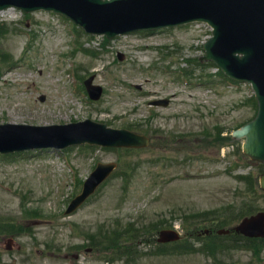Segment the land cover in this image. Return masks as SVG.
<instances>
[{
  "label": "rangeland",
  "instance_id": "rangeland-1",
  "mask_svg": "<svg viewBox=\"0 0 264 264\" xmlns=\"http://www.w3.org/2000/svg\"><path fill=\"white\" fill-rule=\"evenodd\" d=\"M34 16L31 23H27L16 9L0 12L1 19H15L16 22L12 33L0 37V53L10 52L15 59L11 67L0 59V123L44 125L88 117L119 127L136 121L147 123L143 125L145 130L154 128L164 136L190 134L186 139L195 144L182 146V150L177 151L175 146H156L151 135L149 148L126 156L127 161L141 162L135 165L134 175L126 179L111 178L70 216L63 211L80 186L78 180H83L97 162L116 159L115 151L78 147L65 154L63 151H28L16 153L11 158L0 155V226L27 219L24 225L30 228L38 241L37 246L43 249L31 246L26 250L20 246L10 253L4 252L2 247L8 235L0 230V264H26L31 251L33 254L28 258L32 264H209L200 252L151 256L150 243H146L148 237L143 230L147 232L154 222L164 220H172L179 226L189 213L198 210L223 211L231 205L247 211L264 208V194L257 187L264 168L239 157L241 141L235 143V154L223 158L216 153V148L201 149L196 134L203 128L211 131L220 126L223 132L229 133L249 119L255 112L251 87L245 83L220 82L213 77L209 88L202 87L196 80L184 84L185 80L177 77L181 68L166 70V61H162L157 69L149 70L152 56L149 52L145 55L137 52L140 47L172 46V51L178 52L171 58L161 59L181 56L182 68H191L189 60L202 54L201 42L207 36L206 28L197 30L183 26L156 36H128L118 39L112 47L109 44L96 46L102 53L94 57L80 51L82 47H76L77 40L82 44L85 36L77 33L74 38L68 31L71 25L63 18L48 13ZM22 29H32L34 38L27 42L23 34L17 33ZM119 46L128 48L129 55L126 61L114 63V47ZM68 55L75 64L88 69L80 74L99 70L93 82L104 89L101 100H88L80 90L79 77L69 73L73 69L68 65ZM192 67L198 78L201 68ZM204 91L209 105L200 99ZM166 95L170 98L168 106L155 108V117L148 121L151 114L148 100ZM133 109L136 111L132 112ZM184 154H190L191 158L183 157ZM149 158L153 159L151 163L159 160L150 166ZM248 172H251V181V178L247 183L236 178L237 174ZM250 183L255 186L246 191ZM27 205L38 206L40 217L31 219L26 216L27 211L22 213ZM115 220L122 223V227L137 228L134 244L138 253L135 252L134 261L107 263L100 259V254L97 260L98 251L94 248L86 253L80 249V262L73 260L70 254L75 251L71 249L74 245L86 243L85 235L96 225ZM20 241L27 243L26 238ZM43 243L60 249L48 250ZM122 243L133 245L130 238ZM66 251L70 252L67 258ZM254 257L250 251L239 250L232 252L227 260L231 264H264V252L260 257L263 262L258 263Z\"/></svg>",
  "mask_w": 264,
  "mask_h": 264
},
{
  "label": "water",
  "instance_id": "water-1",
  "mask_svg": "<svg viewBox=\"0 0 264 264\" xmlns=\"http://www.w3.org/2000/svg\"><path fill=\"white\" fill-rule=\"evenodd\" d=\"M17 4L26 9L47 8L60 12L86 29H99L108 37L135 28H154L193 20L208 22L213 37L205 45L206 58L215 60L233 78L251 81L256 93V116L235 131L245 137L244 151L252 159L264 162V0H0V8ZM98 26V27H97ZM242 53V56L235 55ZM31 129L29 139L23 134ZM3 135H8L4 133ZM15 135L38 146H65L71 143L134 144L125 134L109 131L90 122L79 124L17 127ZM17 141L0 143V151L21 148ZM264 189V174L260 177ZM87 195L78 196L73 205ZM72 207L69 208L71 210ZM68 210V211H69ZM239 230L264 233V216L244 221Z\"/></svg>",
  "mask_w": 264,
  "mask_h": 264
}]
</instances>
